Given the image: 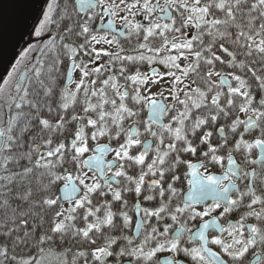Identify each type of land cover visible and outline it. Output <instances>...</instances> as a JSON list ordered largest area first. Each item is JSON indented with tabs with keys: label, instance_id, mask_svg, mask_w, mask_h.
Wrapping results in <instances>:
<instances>
[{
	"label": "snow or ice",
	"instance_id": "1",
	"mask_svg": "<svg viewBox=\"0 0 264 264\" xmlns=\"http://www.w3.org/2000/svg\"><path fill=\"white\" fill-rule=\"evenodd\" d=\"M25 29L0 264H264V0H45Z\"/></svg>",
	"mask_w": 264,
	"mask_h": 264
},
{
	"label": "water",
	"instance_id": "2",
	"mask_svg": "<svg viewBox=\"0 0 264 264\" xmlns=\"http://www.w3.org/2000/svg\"><path fill=\"white\" fill-rule=\"evenodd\" d=\"M40 0H0V67Z\"/></svg>",
	"mask_w": 264,
	"mask_h": 264
},
{
	"label": "rangeland",
	"instance_id": "3",
	"mask_svg": "<svg viewBox=\"0 0 264 264\" xmlns=\"http://www.w3.org/2000/svg\"><path fill=\"white\" fill-rule=\"evenodd\" d=\"M45 2V0H40L38 6L42 5ZM37 6V7H38ZM37 9V8H36ZM36 12V10H35ZM35 12L33 14V16L31 17V19L27 22V26H31V24L34 21L35 18ZM26 29L24 28L23 31H25ZM29 36L25 34L24 39L20 40V38H18L15 43L13 44L8 56L6 57L4 63L2 64V66L0 67V74H3L4 70L6 67H8L10 65L11 62H14V57L19 53V51L26 46L27 42H29ZM34 40V37L32 38ZM10 70V69H9Z\"/></svg>",
	"mask_w": 264,
	"mask_h": 264
}]
</instances>
